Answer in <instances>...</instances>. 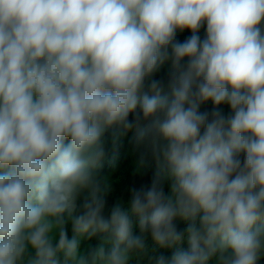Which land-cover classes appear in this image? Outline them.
Listing matches in <instances>:
<instances>
[{"label": "clouds", "instance_id": "obj_1", "mask_svg": "<svg viewBox=\"0 0 264 264\" xmlns=\"http://www.w3.org/2000/svg\"><path fill=\"white\" fill-rule=\"evenodd\" d=\"M114 129L155 171L106 216ZM261 257L264 0H0V264Z\"/></svg>", "mask_w": 264, "mask_h": 264}, {"label": "trees", "instance_id": "obj_2", "mask_svg": "<svg viewBox=\"0 0 264 264\" xmlns=\"http://www.w3.org/2000/svg\"><path fill=\"white\" fill-rule=\"evenodd\" d=\"M206 24L200 29L199 35L201 39L205 37ZM191 35L189 29H184L183 31H177L176 39L183 42L186 38ZM170 71V62H165L161 66L158 72L153 76L154 79L161 80L165 86V91H167L168 74ZM214 107H218L224 115L230 113V108L226 104H221L219 106H214L209 100L201 105L200 111L211 113ZM132 118L130 114L129 119ZM211 118V117H209ZM113 131L117 132V139L115 142L112 140ZM109 139L106 145V158L103 162L102 173L106 175L109 179L111 185V192L107 196V206L105 210V215H108V209L111 208L118 200H127L130 198V189L135 187L139 189L141 186H148L151 183L152 176L155 171V164L151 161L150 157H146L145 163L140 167L139 171L137 166L139 164L142 149H137L135 146V130H130L126 134H119L118 129L110 130L108 133ZM165 191L168 190L167 183L165 184ZM177 228L182 231L187 222L183 220L176 221ZM134 234L139 232L138 222L134 224L133 228ZM98 243V238L93 237L91 240H85L84 245L86 250L89 247H94ZM150 243V241H149ZM181 247L186 248V241L182 242ZM174 250V249H173ZM164 252L166 256L170 255L171 251ZM164 251V250H161ZM258 264H264V257H261Z\"/></svg>", "mask_w": 264, "mask_h": 264}, {"label": "rangeland", "instance_id": "obj_3", "mask_svg": "<svg viewBox=\"0 0 264 264\" xmlns=\"http://www.w3.org/2000/svg\"><path fill=\"white\" fill-rule=\"evenodd\" d=\"M66 227H67V230H68V235H69V237H71V224L69 223L68 225H66ZM84 241L81 242V250L82 251H86V247L84 245Z\"/></svg>", "mask_w": 264, "mask_h": 264}]
</instances>
